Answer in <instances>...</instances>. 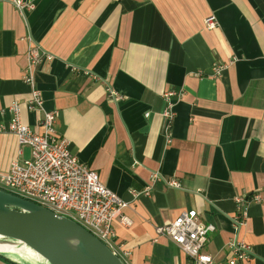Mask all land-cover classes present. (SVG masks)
Returning a JSON list of instances; mask_svg holds the SVG:
<instances>
[{"label":"crops","instance_id":"0c3cea01","mask_svg":"<svg viewBox=\"0 0 264 264\" xmlns=\"http://www.w3.org/2000/svg\"><path fill=\"white\" fill-rule=\"evenodd\" d=\"M30 38L53 56L35 73L41 108H30L23 78ZM170 90L182 94L165 130ZM15 102L39 132L55 111L70 151L127 202L130 224L113 221L127 264H189L157 227L192 208L215 225L204 247L214 264H229L235 240L252 251L236 264H264V198L250 197L264 196V0H35L24 14L0 0V177L31 157L8 132ZM155 172L181 187L151 181Z\"/></svg>","mask_w":264,"mask_h":264},{"label":"built area","instance_id":"2783aa9c","mask_svg":"<svg viewBox=\"0 0 264 264\" xmlns=\"http://www.w3.org/2000/svg\"><path fill=\"white\" fill-rule=\"evenodd\" d=\"M10 1L21 14H24L25 10L35 8V0ZM205 25L209 29L215 28L216 16L212 14L206 17ZM27 56L23 78L32 88L30 108H41L43 97L36 87L35 73L40 66L52 60L53 56L32 39ZM225 67V64L216 62L214 71L219 74ZM181 94L174 90L165 93L167 103L162 112L165 130L171 126L174 118L175 100L171 99V96ZM109 96L115 100L123 98L112 89ZM11 109L14 115L8 132L16 135L20 145L30 147L31 157L23 163L13 161L1 175L0 187L80 223L116 252L113 221L120 218L122 223L130 224V219L122 215V209L127 206V202L108 188L97 172L82 163L70 151L68 139L60 137L54 129L55 111H45L41 120L43 131L39 132L23 123L18 102H15ZM159 178L167 181L171 187H181L176 179H165L158 172L151 175V181ZM150 192L151 185H147L143 193L149 195ZM250 197L257 202L264 198L260 193H254ZM235 199L239 207L245 210L248 196L237 195ZM241 215V218L245 217V212ZM242 221L238 216L235 218L237 225ZM214 230V224L200 222L199 212L195 208L183 210L174 220L157 227L159 234L168 236L186 254L189 264H214L212 255L204 249L208 234ZM228 246L231 248V255L227 260L229 264H236L252 255L251 247L244 241H231Z\"/></svg>","mask_w":264,"mask_h":264},{"label":"water","instance_id":"95a60500","mask_svg":"<svg viewBox=\"0 0 264 264\" xmlns=\"http://www.w3.org/2000/svg\"><path fill=\"white\" fill-rule=\"evenodd\" d=\"M0 244L24 247L39 256L28 264H127L123 258L80 223L0 188ZM0 250V256L23 264ZM47 262V263H46Z\"/></svg>","mask_w":264,"mask_h":264},{"label":"bare ground","instance_id":"6f19581e","mask_svg":"<svg viewBox=\"0 0 264 264\" xmlns=\"http://www.w3.org/2000/svg\"><path fill=\"white\" fill-rule=\"evenodd\" d=\"M13 245L12 244H0V250H3V251H12V252H18L20 254H24L25 252L29 253V256H35V257H38L39 256L31 251H26V249L23 247V248H12Z\"/></svg>","mask_w":264,"mask_h":264},{"label":"rangeland","instance_id":"374dc122","mask_svg":"<svg viewBox=\"0 0 264 264\" xmlns=\"http://www.w3.org/2000/svg\"><path fill=\"white\" fill-rule=\"evenodd\" d=\"M23 248V247H22ZM11 255L15 256L14 258H16L17 260H19L20 262H22L23 264H28L26 261H27V258H28V255L29 253L25 252L24 254H22L23 257H18L16 256L15 254H12ZM47 263V262H46Z\"/></svg>","mask_w":264,"mask_h":264},{"label":"trees","instance_id":"16d2710c","mask_svg":"<svg viewBox=\"0 0 264 264\" xmlns=\"http://www.w3.org/2000/svg\"><path fill=\"white\" fill-rule=\"evenodd\" d=\"M0 188L6 190V188H4V187H0ZM3 259H5L6 261H8V262H10V263H12V264H17V263H14V262H12V261L6 259V258H3Z\"/></svg>","mask_w":264,"mask_h":264}]
</instances>
